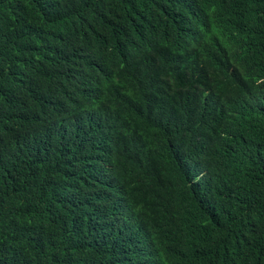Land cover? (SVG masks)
I'll return each instance as SVG.
<instances>
[{
	"label": "trees",
	"instance_id": "trees-1",
	"mask_svg": "<svg viewBox=\"0 0 264 264\" xmlns=\"http://www.w3.org/2000/svg\"><path fill=\"white\" fill-rule=\"evenodd\" d=\"M0 264H264V0H0Z\"/></svg>",
	"mask_w": 264,
	"mask_h": 264
}]
</instances>
